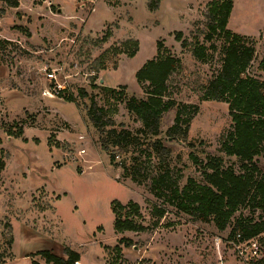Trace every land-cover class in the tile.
I'll return each instance as SVG.
<instances>
[{
    "label": "rangeland",
    "instance_id": "374dc122",
    "mask_svg": "<svg viewBox=\"0 0 264 264\" xmlns=\"http://www.w3.org/2000/svg\"><path fill=\"white\" fill-rule=\"evenodd\" d=\"M17 1L18 8L0 2V264H31L30 255L39 251L67 259L66 249L79 255V264H247L228 244L229 230L219 233L212 224L157 199L150 181L138 185L124 178L121 166L110 164L87 115L95 103L104 120L135 132L140 123L128 113L125 99L116 101L108 91L123 89L125 98H145L135 74L156 56L162 41L183 65L167 83L168 98L199 107L189 130L194 149L166 138L174 110L162 118L159 138L172 150L165 166L170 181L180 189L189 179L200 182V167L190 154L200 162L222 158L238 171L239 162L222 152L231 130L228 104L200 100L223 57L221 39L204 40L212 0H92L84 11L68 0ZM233 2L227 28L253 45L246 73L264 80L258 71L264 54V0ZM64 5L69 9L63 13ZM177 32L185 46L175 40ZM130 42L139 44L134 58L128 57L135 50ZM196 43L207 48V61L194 57ZM51 72L65 88L61 97L44 95L54 86L47 78ZM9 130L22 135L9 136ZM149 142L142 138L140 151L116 161L130 163L136 155L152 177L157 161L146 150ZM256 162L264 174V157ZM113 201L138 204L148 231L116 234ZM154 207L166 212L156 228ZM250 209L245 205L236 217L257 220L261 213Z\"/></svg>",
    "mask_w": 264,
    "mask_h": 264
},
{
    "label": "trees",
    "instance_id": "16d2710c",
    "mask_svg": "<svg viewBox=\"0 0 264 264\" xmlns=\"http://www.w3.org/2000/svg\"><path fill=\"white\" fill-rule=\"evenodd\" d=\"M0 2L11 8L19 7L17 0ZM153 4L155 3L151 5L154 6ZM233 4V0H212L207 4L209 23L204 40L211 43L216 38L221 39L223 57L220 70L204 87L200 100L228 104L231 130L222 144V152L226 158H235L239 162L238 171L232 165H226L222 158L208 156L204 162H200L196 156L190 154L191 161L200 167V182L189 179L180 189L175 181H170L168 167L165 166L172 150L159 138L162 118L164 114L174 110L175 118L173 125L165 132L166 138L194 149L193 143L189 141V130L199 107L176 103L168 98L167 83L173 74L183 70V65L179 58L163 47L162 41L156 44V56L148 60L135 74L136 82L145 98L138 99L134 96L125 98L123 89L119 92L115 89L108 91L116 101L125 99L128 113L134 117L135 122L140 123L135 132L116 126L111 120H104L103 109L98 108L95 103L91 104L87 115L101 135L99 142L103 151L108 154L110 164L121 166L124 178L138 185L150 181V192L154 197L175 207L179 212L203 223L212 224L219 233L229 230L227 241L235 239L237 235H240L241 241H248L264 235V174H261L256 162L257 158L264 157V80L246 73L255 55L253 45H248L246 38L227 28ZM182 37L180 32L175 34V40L185 46ZM2 43L0 41V45ZM128 44L135 47L128 55L134 58L139 44L138 42ZM206 51L205 45L196 43L193 55L198 61L205 62L208 60ZM258 71L264 73V54L259 62ZM68 100L72 102L71 99ZM8 135L19 138L22 132L20 130L14 134L9 130ZM142 138L150 140L146 150L157 161V168L150 178L145 168H142L138 156L133 155L130 163L116 161L118 157L140 151ZM245 205H248L252 212H260V217L257 220L252 216L236 217ZM111 212L114 216L113 226L116 234L148 231L142 224L143 218L138 204L129 202L122 205L118 201H113ZM165 213L164 209L158 207L152 209V217L156 220L152 228L157 227ZM120 243L126 247L132 246L130 241L125 239H121ZM115 249L119 254V248ZM65 254L67 259L49 251H39L30 255L31 264H39L34 257L40 258L44 264H76L80 260L79 255L71 250L66 249ZM253 264H264V259Z\"/></svg>",
    "mask_w": 264,
    "mask_h": 264
},
{
    "label": "built area",
    "instance_id": "2783aa9c",
    "mask_svg": "<svg viewBox=\"0 0 264 264\" xmlns=\"http://www.w3.org/2000/svg\"><path fill=\"white\" fill-rule=\"evenodd\" d=\"M43 1V0H42ZM73 3L79 10L84 11L87 7L93 4L92 0H68ZM47 5L50 6L51 3L46 1ZM50 82H54V86L50 91L44 93L45 96L53 98L56 96L64 95L65 88L63 85L57 82L55 73L51 72L47 75ZM264 235L255 237L248 241H241L240 235H237L235 239L228 242V244L234 249L237 257L244 263L253 264L262 261V251L264 250L263 243ZM79 264V263H76Z\"/></svg>",
    "mask_w": 264,
    "mask_h": 264
},
{
    "label": "crops",
    "instance_id": "0c3cea01",
    "mask_svg": "<svg viewBox=\"0 0 264 264\" xmlns=\"http://www.w3.org/2000/svg\"><path fill=\"white\" fill-rule=\"evenodd\" d=\"M69 9V6L67 5H64V6H62L61 7V9H59V10H61V12H63L64 13V11H66L67 12V10ZM71 10V9H70ZM110 10V9H109ZM27 260V259H26Z\"/></svg>",
    "mask_w": 264,
    "mask_h": 264
}]
</instances>
